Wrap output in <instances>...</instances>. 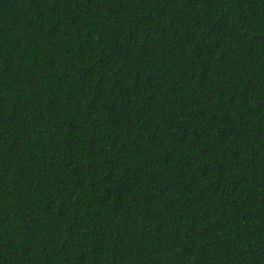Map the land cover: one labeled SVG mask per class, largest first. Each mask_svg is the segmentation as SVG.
Here are the masks:
<instances>
[{
  "label": "trees",
  "instance_id": "obj_1",
  "mask_svg": "<svg viewBox=\"0 0 264 264\" xmlns=\"http://www.w3.org/2000/svg\"><path fill=\"white\" fill-rule=\"evenodd\" d=\"M0 264H264V0H0Z\"/></svg>",
  "mask_w": 264,
  "mask_h": 264
}]
</instances>
